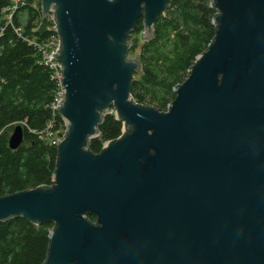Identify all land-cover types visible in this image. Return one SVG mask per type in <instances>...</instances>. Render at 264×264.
Here are the masks:
<instances>
[{"label": "water", "instance_id": "95a60500", "mask_svg": "<svg viewBox=\"0 0 264 264\" xmlns=\"http://www.w3.org/2000/svg\"><path fill=\"white\" fill-rule=\"evenodd\" d=\"M171 1L40 0L64 133L53 187L0 196V223H52L44 264H264V0H212L213 43L160 113L131 95L129 35L143 18L152 40ZM112 107L127 133L95 155Z\"/></svg>", "mask_w": 264, "mask_h": 264}, {"label": "trees", "instance_id": "16d2710c", "mask_svg": "<svg viewBox=\"0 0 264 264\" xmlns=\"http://www.w3.org/2000/svg\"><path fill=\"white\" fill-rule=\"evenodd\" d=\"M29 0L13 13L11 23L4 17L7 0H0V196L21 191L53 187L57 165V146L45 138L49 124L64 130V123L52 106L61 93L53 70L42 62L37 47L29 40L41 42L56 35L47 27L40 0L36 6ZM178 19L160 16L154 26L153 39L144 45L139 58L141 72L134 74L131 88L133 100L140 105L151 103L164 113L175 98L174 88L188 78L196 57L213 43L218 11L212 0H173ZM178 20V21H177ZM143 18L131 36L143 31ZM132 45L128 49L132 50ZM141 75L142 80L135 77ZM20 124L24 130L22 145L8 146L9 131ZM123 122L116 110L103 118L98 137L88 150L97 155L106 143L122 138ZM96 223V218L88 217ZM52 223L36 224L24 218L0 223V264H44L49 247Z\"/></svg>", "mask_w": 264, "mask_h": 264}, {"label": "built area", "instance_id": "2783aa9c", "mask_svg": "<svg viewBox=\"0 0 264 264\" xmlns=\"http://www.w3.org/2000/svg\"><path fill=\"white\" fill-rule=\"evenodd\" d=\"M8 5L3 9L2 12H4V17L7 19V23H11V18L13 13L19 8V6L26 4L27 1L25 0H7ZM35 6V5H33ZM47 20L49 21L50 24V30L55 26L53 16L50 15ZM52 31V30H51ZM30 43L34 44L38 51L41 54L42 62L45 63L47 66H49L53 70V78L56 79L59 84L61 80V71H60V64L56 62L53 58H51L52 54H55L57 49H58V38L57 36L51 37L50 39L43 40L41 42H36L29 40ZM61 88V85H60ZM62 88H61V93L59 98H57L52 106L53 110L56 111L57 106H59V103L62 99ZM47 133L45 138L51 143V145L58 146L59 140L61 139L64 130H54V123H50L47 129ZM59 132V133H58ZM58 133V134H57Z\"/></svg>", "mask_w": 264, "mask_h": 264}, {"label": "rangeland", "instance_id": "374dc122", "mask_svg": "<svg viewBox=\"0 0 264 264\" xmlns=\"http://www.w3.org/2000/svg\"><path fill=\"white\" fill-rule=\"evenodd\" d=\"M38 0H33L32 4L36 6ZM169 11V14H168V18L169 17H174L176 19H178V14L176 12V10L172 7L168 8L167 9ZM178 21V20H177ZM47 27L48 29L50 28L48 26V23H47ZM143 31L139 32L138 34H133L131 36V45L133 46L132 47V50L129 52V57H134V56H137L138 58H140L142 56V53H143V49H144V45H145V41L141 38V34H142ZM136 79L138 80H142V77L141 75L135 77ZM148 106H152L151 103L147 102L146 103ZM17 125H20V124H16L14 125L17 126ZM14 127L10 129L9 131V134L11 135L13 133V130H14ZM59 133V132H58ZM57 133V134H58Z\"/></svg>", "mask_w": 264, "mask_h": 264}]
</instances>
